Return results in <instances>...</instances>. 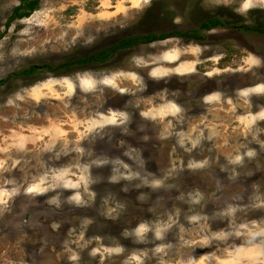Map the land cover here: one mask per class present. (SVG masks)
<instances>
[{
  "label": "rangeland",
  "instance_id": "rangeland-1",
  "mask_svg": "<svg viewBox=\"0 0 264 264\" xmlns=\"http://www.w3.org/2000/svg\"><path fill=\"white\" fill-rule=\"evenodd\" d=\"M19 2L0 0V264H264V32L246 30L264 0H41L11 20ZM222 8L228 28L199 32Z\"/></svg>",
  "mask_w": 264,
  "mask_h": 264
},
{
  "label": "trees",
  "instance_id": "trees-1",
  "mask_svg": "<svg viewBox=\"0 0 264 264\" xmlns=\"http://www.w3.org/2000/svg\"><path fill=\"white\" fill-rule=\"evenodd\" d=\"M41 0H20L19 4L13 9L12 11V16L10 17L11 20H20L29 17L33 12L39 9L40 7ZM217 22H212L211 26L205 24L203 25L202 28H211L212 26H217ZM264 32V30H261V32ZM177 36L181 35V33L175 34ZM195 36V35H194ZM166 38L165 35H162L160 37L156 36H141V37H129V38H124L120 40L118 43H116L113 47L107 50L99 51L96 52L89 57L81 58L73 62L65 63L61 67L63 68H69L73 66H79L83 64H89L93 62H100V61H105L107 60L112 54H115L116 52L122 50V49H127L130 48L131 46L134 45H139L141 43H153L156 40ZM47 68V67H45ZM44 69V67H33L30 68L26 71H23L21 74L22 75H28L32 73L33 71Z\"/></svg>",
  "mask_w": 264,
  "mask_h": 264
},
{
  "label": "flooded vegetation",
  "instance_id": "flooded-vegetation-1",
  "mask_svg": "<svg viewBox=\"0 0 264 264\" xmlns=\"http://www.w3.org/2000/svg\"><path fill=\"white\" fill-rule=\"evenodd\" d=\"M219 15H221L223 18H225L226 19V21L224 20L223 22L220 20V19H218V17H215V16H219ZM232 12L230 11V10H227L226 8H222V9H219V10H217V12L215 13V15L213 16V17H210L208 20H205L204 21V23H202L201 24V26H199V32H206V33H208V32H211V31H213V30H215V29H217V28H228L227 27V23H228V19L230 20V18L232 17ZM212 22H217L218 23V25L217 26H212L210 29L209 28H202L203 27V25H205V24H207V25H209V27L211 26V24H212ZM227 22V23H226ZM242 28H243V26H241ZM187 28V27H186ZM245 28V27H244ZM256 30V31H258L259 33H262L261 32V30H264V29H258V28H249V27H246V30L247 31H250V30ZM181 33V35H179L178 36V38H181V39H183V40H186V41H193V42H203L204 40V35H202V36H200L199 34H198V31H196V30H188L187 29V31H183V32H180ZM195 35V36H194ZM169 39V38H168ZM84 65V64H83ZM33 68V67H32ZM37 68V67H36ZM36 71H38V70H36ZM36 71H33L32 73H30V74H33V73H35ZM20 75H22V74H20ZM23 76H26V75H23ZM215 88V87H214ZM216 89V88H215ZM215 91V90H214ZM204 96V95H203ZM205 98L207 97V96H204ZM203 97V98H204ZM204 98V99H205Z\"/></svg>",
  "mask_w": 264,
  "mask_h": 264
}]
</instances>
